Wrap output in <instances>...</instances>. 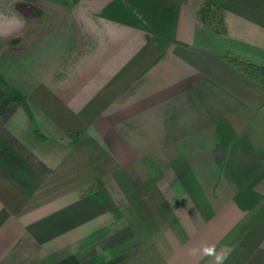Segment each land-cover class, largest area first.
Returning <instances> with one entry per match:
<instances>
[{
	"label": "crops",
	"instance_id": "1",
	"mask_svg": "<svg viewBox=\"0 0 264 264\" xmlns=\"http://www.w3.org/2000/svg\"><path fill=\"white\" fill-rule=\"evenodd\" d=\"M117 1H45L23 42L0 10V264H264V87L196 42L215 4L264 67V0Z\"/></svg>",
	"mask_w": 264,
	"mask_h": 264
},
{
	"label": "rangeland",
	"instance_id": "2",
	"mask_svg": "<svg viewBox=\"0 0 264 264\" xmlns=\"http://www.w3.org/2000/svg\"><path fill=\"white\" fill-rule=\"evenodd\" d=\"M45 1H48V0H23V1L22 0H0V10L1 11H7L8 13L10 12V16H11L10 17L11 18L10 20L11 21H14L15 20L14 17H16L17 15H20V12L21 13L23 12V7L24 6L27 7V10H30L29 13H31V15H30L29 18H27V15L28 14L23 13L21 15V18L19 20H16V22H13L12 23V26L9 27L10 30L11 29H15V31H14L15 34H17L21 30V42L25 41V38H22V35H27V34L31 35L32 32H31L30 29L39 31V29L42 27L41 24L44 21L42 22V18L39 17V15H41V16L44 15V17H46L45 16V13H44L45 11H43V10H44V8H48V6H47V4H45ZM61 1L62 2H66L67 1L70 4H75V5L82 6V7H87V8H93V9L99 8L97 6V1H99V0H61ZM88 1H89V3H88ZM116 1L117 0H115V2ZM121 1L122 2H125V3H128V0H119L117 2L120 3ZM25 3H27V4H25ZM121 4H124V3H121ZM118 5H120V4H118ZM127 5H130V4H127ZM54 10H55V8H54ZM46 13H48V12H46ZM32 16H35V21H33V17ZM55 17L57 18L56 15H55ZM218 19H219V16L217 14V15H214V21L212 22L213 24L209 23V25H208V24L200 21V23L202 24L201 25V28L202 29H207L206 30L207 32H203L202 29H200V28L197 29L196 42L199 43V44H202V45L210 46L211 48H214V49L218 50L221 54H223V57L224 56H230L229 59L237 67L240 66L238 64H240L241 62L252 63V62H249L246 59H243L242 57L238 56L237 54H233V53L229 52L226 49L227 46L230 45V40L228 38V34H229L228 27L225 24V22L223 21V24L222 25H220V24L218 25L217 32L213 30L214 27L216 26V22L218 21ZM52 21H54V20H52ZM1 22L2 21H0V23ZM3 23H7V22L6 21H3ZM210 24L212 26H210ZM210 27H211V29H210ZM3 31H4L3 28L0 26V33L2 34ZM5 31H9V30H5ZM47 33H48V31L47 32H44L43 34H46V35H42V36L38 37V39L35 41V44L37 45V47L41 48V51L42 52L43 51H46V50L49 52L48 45L51 44V43H53L55 41V40H52L53 38L50 35H48L49 36L48 37L47 36ZM28 37H30V36H28ZM41 38H42V40H41L42 41L41 42L42 46H39V45H41L40 44V39ZM49 38H50V41L47 44L46 41L49 40ZM64 40H67V38H65ZM44 44H46V45H44ZM33 45H34V42H32L31 44H29L27 48L28 49H31ZM236 45L235 46L237 48H239V45L238 44H236ZM63 46H64V44H63ZM240 46H242V44ZM213 51L216 52L215 50H213ZM25 63H26L25 65L28 66V70L33 69L34 61H32V62H25ZM25 79H28L27 81H31L30 78H28V77L25 78ZM258 125H259L258 123H255L254 126H257L258 127ZM35 126L38 127L37 124ZM258 130H256V131H258ZM249 131L253 132L254 131V128L249 129ZM260 132L263 135L264 134V128H261L260 129ZM259 138H261L260 135H259ZM253 144L255 145V150L256 151H259L261 153V149L258 148L257 143L254 142ZM108 150L109 149H106L105 150V153ZM103 156H104V154H102V156H100V157L103 158ZM109 183H110V181H109ZM109 183H108V186H110Z\"/></svg>",
	"mask_w": 264,
	"mask_h": 264
},
{
	"label": "trees",
	"instance_id": "3",
	"mask_svg": "<svg viewBox=\"0 0 264 264\" xmlns=\"http://www.w3.org/2000/svg\"><path fill=\"white\" fill-rule=\"evenodd\" d=\"M219 16L218 21L216 22V26L214 27V31L217 32L218 30V25L223 24V17H222V12L221 9L212 3L205 2L202 4V6L199 8L197 12V18L199 21L213 24L212 22L214 21V15ZM210 24V26H212ZM239 67L251 78H253L255 81L259 82L263 87H264V68L257 66L253 63H248V62H241ZM7 93H11V89L7 88L6 91ZM12 94V93H11ZM16 99V98H15ZM14 100V99H13ZM20 101L21 105L25 108H27L25 98L23 95H21V98H17L16 101Z\"/></svg>",
	"mask_w": 264,
	"mask_h": 264
},
{
	"label": "clouds",
	"instance_id": "4",
	"mask_svg": "<svg viewBox=\"0 0 264 264\" xmlns=\"http://www.w3.org/2000/svg\"><path fill=\"white\" fill-rule=\"evenodd\" d=\"M190 255L199 254L202 258H208L207 264H225L226 254L218 250L215 244L203 243L198 248L189 250Z\"/></svg>",
	"mask_w": 264,
	"mask_h": 264
}]
</instances>
